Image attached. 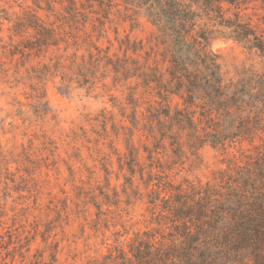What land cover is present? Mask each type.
Here are the masks:
<instances>
[{
	"label": "trees",
	"instance_id": "obj_1",
	"mask_svg": "<svg viewBox=\"0 0 264 264\" xmlns=\"http://www.w3.org/2000/svg\"><path fill=\"white\" fill-rule=\"evenodd\" d=\"M255 1L68 0L67 15L88 12L84 22L100 39H108L105 21L116 2L144 16L155 30V47L144 62L134 57L137 44L128 36L117 39L125 48L119 57L110 53V39L103 49L88 32L92 49L87 55L56 53L30 70L39 86L53 81L65 95L77 88L93 90L110 79L113 87L127 91L131 126L123 128L134 136L143 123L147 131V168L127 138L131 177L126 182L132 185L139 173L147 190L149 227L127 249L118 242L95 264H264V71L250 67L228 77L221 57L211 50L214 41L230 40L264 61V32L241 12ZM28 22L22 28L30 27L34 34L25 40L24 50L45 54L51 47L58 49L61 27L35 15ZM139 89L148 100L143 118L136 114ZM256 140V153L245 163L228 160L226 169L205 184L177 182L172 176L174 167L189 160L200 164L204 147L225 157Z\"/></svg>",
	"mask_w": 264,
	"mask_h": 264
},
{
	"label": "rangeland",
	"instance_id": "obj_2",
	"mask_svg": "<svg viewBox=\"0 0 264 264\" xmlns=\"http://www.w3.org/2000/svg\"><path fill=\"white\" fill-rule=\"evenodd\" d=\"M115 4L105 21L113 43L110 53L123 56L125 48L117 39L128 36L137 44L134 57L147 61L155 47L153 26L144 16ZM68 9V0H0V264H95L118 242L127 249L149 227L147 190L139 173L132 185L126 182L131 177L128 136L146 168L148 144L143 123L134 136L123 128L131 126L126 88L113 87L106 79L93 90L77 88L65 95L53 81L39 86L30 75L56 53L87 55L92 49L88 32L98 46L109 47L108 39H100L84 22L88 12L74 17L67 15ZM241 12L264 32L260 0L242 6ZM29 15L62 28L57 50H24L25 40L34 34L32 28H22L30 25ZM211 50L221 57L228 77L250 67L264 71L262 59L233 41L216 40ZM137 97L136 114L143 118L147 94L139 89ZM178 102L173 99V104ZM103 117L112 121L104 122ZM259 144L245 142L242 151L231 149L225 157L204 147L200 164L189 160L174 167L172 176L177 182L205 184L226 169L228 160L245 163Z\"/></svg>",
	"mask_w": 264,
	"mask_h": 264
}]
</instances>
